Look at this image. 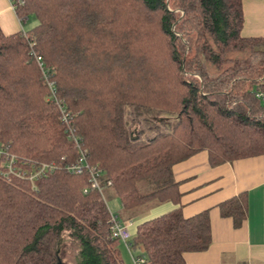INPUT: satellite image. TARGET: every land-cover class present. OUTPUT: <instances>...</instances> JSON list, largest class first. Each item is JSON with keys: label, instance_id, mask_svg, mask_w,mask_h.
I'll return each instance as SVG.
<instances>
[{"label": "trees", "instance_id": "16d2710c", "mask_svg": "<svg viewBox=\"0 0 264 264\" xmlns=\"http://www.w3.org/2000/svg\"><path fill=\"white\" fill-rule=\"evenodd\" d=\"M7 1L37 24L0 28V146L55 170L33 193L0 176V264H63L65 238L72 264H125L103 193L87 171H66L79 155L40 64L122 210L173 205L136 226L131 251L144 264H184V254L208 250V212L182 216L172 167L200 152L211 167L264 155V37L242 36L243 0ZM140 182L152 190L140 194ZM218 210L241 227L247 194Z\"/></svg>", "mask_w": 264, "mask_h": 264}, {"label": "crops", "instance_id": "0c3cea01", "mask_svg": "<svg viewBox=\"0 0 264 264\" xmlns=\"http://www.w3.org/2000/svg\"><path fill=\"white\" fill-rule=\"evenodd\" d=\"M5 2L8 4L0 0V28L13 31L1 17ZM242 8V36L264 37V0H243ZM172 174L178 183L182 216L188 219L207 211L210 220V247L184 254V264H264V155L211 167L207 153L200 152L175 164ZM241 193L248 196L247 218L241 227L234 228L230 218L220 216L218 205ZM167 204L171 207L166 212L173 208Z\"/></svg>", "mask_w": 264, "mask_h": 264}, {"label": "built area", "instance_id": "2783aa9c", "mask_svg": "<svg viewBox=\"0 0 264 264\" xmlns=\"http://www.w3.org/2000/svg\"><path fill=\"white\" fill-rule=\"evenodd\" d=\"M10 9L14 11L11 4ZM37 60L40 61V58H37ZM40 68L42 70V77L48 86L50 98L56 103L58 111L61 114V120L66 124L68 139L73 143L79 155L77 162L74 165L66 167V171L75 175H80L84 171H87L90 176L91 187L96 189L101 194L102 190L97 180V174L86 163V152L81 149V140L74 134V131L69 126V117L66 113L65 105L56 100L54 96V83L47 81L46 72L43 70L41 64ZM262 100L264 103V98H262ZM1 157L4 159L0 163V176L8 182H14L24 186L30 193L36 191L41 178L46 177L55 170V165L53 163L35 165L29 162L21 161L16 156L5 153L0 146V158ZM107 209L110 217L109 231L111 238L119 240L124 245V248L130 256L131 264H144L145 260L142 254L137 257H134L131 254L130 245L128 243L131 239V233L129 231L128 224H123L117 215L110 212L108 207Z\"/></svg>", "mask_w": 264, "mask_h": 264}, {"label": "rangeland", "instance_id": "374dc122", "mask_svg": "<svg viewBox=\"0 0 264 264\" xmlns=\"http://www.w3.org/2000/svg\"><path fill=\"white\" fill-rule=\"evenodd\" d=\"M6 3V8L4 11L1 12V17H5L6 23L10 26V30H4L5 34H9L10 32L22 31L28 32L33 27L36 26L37 22L32 18L29 17L25 21H20L19 19L15 18L13 10L10 9L9 3ZM1 25V21H0ZM146 136H152V133H147ZM99 186L102 190L104 195L107 207L109 208L110 212L117 215L119 220L123 224H128L127 218H129L132 222L131 225H128L129 231L132 234L135 231L136 225L149 220L151 218H155L160 214H163L167 211L169 204L167 203H158L155 201L149 202L145 205H142L132 211H124L120 207V203L118 199L113 195L112 190L102 181L99 180ZM138 192L140 194H147L152 190V186L148 182H140L137 185ZM171 207V206H169ZM121 257L125 264H131L130 257L125 250L124 247H121ZM141 250L131 251L132 256L137 257L141 254ZM76 253V246L73 244L72 241L67 240L66 238L59 246V257L63 264H72L73 263V256Z\"/></svg>", "mask_w": 264, "mask_h": 264}, {"label": "water", "instance_id": "95a60500", "mask_svg": "<svg viewBox=\"0 0 264 264\" xmlns=\"http://www.w3.org/2000/svg\"><path fill=\"white\" fill-rule=\"evenodd\" d=\"M59 264V263H58Z\"/></svg>", "mask_w": 264, "mask_h": 264}]
</instances>
